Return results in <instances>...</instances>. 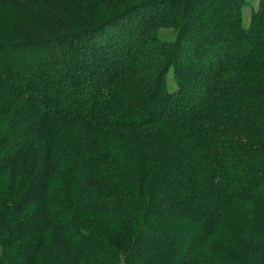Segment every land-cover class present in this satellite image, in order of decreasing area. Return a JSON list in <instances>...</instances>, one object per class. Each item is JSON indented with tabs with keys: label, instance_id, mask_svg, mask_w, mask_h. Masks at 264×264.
I'll use <instances>...</instances> for the list:
<instances>
[{
	"label": "trees",
	"instance_id": "16d2710c",
	"mask_svg": "<svg viewBox=\"0 0 264 264\" xmlns=\"http://www.w3.org/2000/svg\"><path fill=\"white\" fill-rule=\"evenodd\" d=\"M0 264H264V0H0Z\"/></svg>",
	"mask_w": 264,
	"mask_h": 264
},
{
	"label": "rangeland",
	"instance_id": "374dc122",
	"mask_svg": "<svg viewBox=\"0 0 264 264\" xmlns=\"http://www.w3.org/2000/svg\"><path fill=\"white\" fill-rule=\"evenodd\" d=\"M252 3H253V5L256 7L257 6V4H258V0H252ZM247 18L248 17H250V10L249 9H247ZM164 34H165V36H167L169 39H174V32L173 31H171V30H167L166 32H164ZM170 79H172V77L170 78Z\"/></svg>",
	"mask_w": 264,
	"mask_h": 264
}]
</instances>
